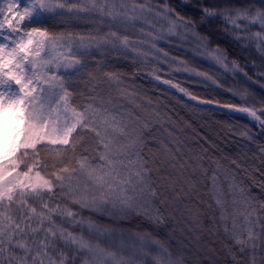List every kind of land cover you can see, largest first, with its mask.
<instances>
[{"label":"snow or ice","instance_id":"snow-or-ice-1","mask_svg":"<svg viewBox=\"0 0 264 264\" xmlns=\"http://www.w3.org/2000/svg\"><path fill=\"white\" fill-rule=\"evenodd\" d=\"M200 16L264 60V0H206ZM173 37L252 79L169 0H0V264H220L218 252L264 264V196L250 191L247 169L186 151L175 113L111 67L151 55L168 65L149 69L153 79L264 131V101L235 89L239 104L201 98L161 75L190 71L221 86L184 62L173 67L159 45ZM173 221L181 236L161 234Z\"/></svg>","mask_w":264,"mask_h":264},{"label":"trees","instance_id":"trees-1","mask_svg":"<svg viewBox=\"0 0 264 264\" xmlns=\"http://www.w3.org/2000/svg\"><path fill=\"white\" fill-rule=\"evenodd\" d=\"M206 0H169L170 6L175 13L192 22L199 36L207 38L206 42L211 49H219L226 57L229 65L235 61L240 65L251 80L247 79L243 72L226 71L220 64H215L205 55V49L197 46L190 38L180 40L173 37L170 40L159 41V45L169 53L168 59L173 67L184 62L189 69L205 71L213 75L220 83V87L205 81L203 77H197L192 72L164 71L162 76L171 75L174 82H180L181 86L187 87L194 95L201 98H215L222 103L239 104V95H233L227 89L244 91L256 104L264 101V75L257 69L264 67V60L256 50L254 43L242 44L234 39V33L226 26L217 21L213 24L200 23V5ZM113 70L119 72L125 81L135 87L141 94L150 97L155 102L161 100L173 115L172 127L186 151L203 152L213 160H219L224 167H231L235 160L240 165V170L247 169L248 175L244 178L251 185L250 191L259 200L264 196V188L261 187V177L264 175V131L258 125H254L246 114L235 113L228 108L216 105L198 104L197 101L188 99L176 89L161 84L153 79L149 69L162 67L168 69L167 64L157 65L152 62V56L144 58V62L133 61L131 58H114L111 64ZM223 130V138L227 144L220 143L214 138L212 131ZM236 129L248 130L251 139L239 135ZM171 130V128H170ZM161 133V136H165ZM142 227L145 225H141ZM149 227H151L149 225ZM161 234L171 233L176 229V236L180 237L181 225L173 221L170 225L158 226ZM205 239H208L206 236ZM190 243L195 240L189 238ZM220 264H230L228 256L218 252Z\"/></svg>","mask_w":264,"mask_h":264},{"label":"rangeland","instance_id":"rangeland-1","mask_svg":"<svg viewBox=\"0 0 264 264\" xmlns=\"http://www.w3.org/2000/svg\"><path fill=\"white\" fill-rule=\"evenodd\" d=\"M212 133H213V136H214V138L215 139H217L220 143H222V144H227L228 142L227 141H225L223 138H225V137H223L224 135H223V130L221 129V130H219V129H215L214 131H212Z\"/></svg>","mask_w":264,"mask_h":264}]
</instances>
